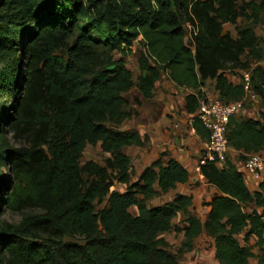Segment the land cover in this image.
Listing matches in <instances>:
<instances>
[{"label":"trees","instance_id":"1","mask_svg":"<svg viewBox=\"0 0 264 264\" xmlns=\"http://www.w3.org/2000/svg\"><path fill=\"white\" fill-rule=\"evenodd\" d=\"M239 19L248 25L235 36L224 31ZM261 24L264 0H0V96L11 98L0 101V264H178L203 233L213 241L218 264L253 258L264 264V181L250 192L227 154L221 168L200 167L217 190L204 204V222L191 213V196L175 194L148 207L147 200L186 183L189 174L174 159L164 164V152L132 180L124 149L145 141L119 129L135 115L124 95L135 89L151 99L166 73L192 91L184 97L189 116L208 81L219 100H240L242 85L226 73L250 70L261 59L255 31ZM136 47L134 81L124 60ZM113 53L121 58L112 60ZM251 82L259 118L232 117L226 127L229 150L239 160L264 150V70H251ZM192 128L208 139L196 118ZM88 145L109 155L103 166L81 162ZM115 184L124 191H112ZM250 205L261 211L246 213ZM25 210L31 213L18 224L1 217ZM178 215L182 227L172 223ZM167 233L182 234L176 253L162 237Z\"/></svg>","mask_w":264,"mask_h":264},{"label":"crops","instance_id":"2","mask_svg":"<svg viewBox=\"0 0 264 264\" xmlns=\"http://www.w3.org/2000/svg\"><path fill=\"white\" fill-rule=\"evenodd\" d=\"M257 28L255 29V31H257ZM259 38L261 40V46L264 49V39L261 37ZM227 77L229 80H231L229 76ZM209 83H212V85L214 86V83L212 81H208L206 85ZM206 85L202 88V92L204 93L205 97L218 98V94L214 90V87L213 92L209 94L207 92ZM158 86L160 87V89H157ZM191 92L192 91L190 89L177 87L172 81L169 80L167 73L163 74L160 81L155 85V90L151 99L143 100L140 97L139 93L137 94L136 97L140 100L141 104L136 109V115L133 116L136 120V124L133 129L130 130L136 131L139 134L140 138L145 141L144 147H134L135 149L141 150L142 159L143 161H146V164L142 167L141 171L145 167L149 166L153 161L160 158V155L165 152L167 155L165 157H161V161L164 164L168 159H174L179 162L189 174L188 181L186 183L178 184L174 190H171L157 198L171 195L174 197L175 194L191 196L192 207L190 211L193 215L197 216V214L193 212V208H196V213L203 214V216H201L202 218L200 219L202 222H204L209 212V207L205 205L201 206L199 204L200 201L197 205V200L202 199L201 197H205L204 195L207 194L210 197L206 198V203H208L211 201L213 196L217 194V190L209 185L200 174V172L196 170L197 163L202 152L204 140H202L192 128V122L189 121V115L184 112V97ZM258 105L259 104L253 105V109H251L250 112L244 110L241 112V114L249 112L248 114L250 115V118L257 119L253 116L256 113L258 114V116H260V109ZM177 112H180L181 115L178 116ZM261 153L264 154V150ZM228 155L232 163L235 164L237 170L242 174L244 183L248 190L250 192L257 191L258 183L255 182L247 173L245 169V160H239V153L233 150H230ZM218 168H221V166H219ZM173 197L163 203L171 201ZM253 210L257 211L258 213L261 211L260 208H256L254 205H250L244 208V211L246 213H250ZM180 220L181 216L178 215L175 219H173L172 223L174 225H179L180 227H182L183 224L180 223ZM176 235L180 236V240L182 241V234ZM201 236L207 235L203 233ZM242 237L243 234H241L238 239L241 241ZM198 238H196L194 242ZM209 239L212 240L211 238ZM256 241L257 239L255 236H251L249 238V245L253 247L252 252L254 255H257L259 252L258 248L255 247ZM262 247L264 250V236Z\"/></svg>","mask_w":264,"mask_h":264},{"label":"rangeland","instance_id":"3","mask_svg":"<svg viewBox=\"0 0 264 264\" xmlns=\"http://www.w3.org/2000/svg\"><path fill=\"white\" fill-rule=\"evenodd\" d=\"M256 2H259L260 0H255ZM248 23L243 20V19H239L238 22L236 23L235 26H229L226 25L224 27V31L225 32H229L232 36H235V32L237 28H242L247 26ZM259 28H257V34L259 35V37L264 39V25L261 24L260 26H258ZM184 29L187 33V39L186 41L189 40V26L184 24ZM139 48L136 47L134 49V51L132 52L131 55H129L124 61H125V65L126 67L132 72V76H133V80L136 81L138 78V53H139ZM121 56L118 53H113L112 54V60H118L120 59ZM230 79H233V77L235 78L238 73L236 72H230L227 71L226 73ZM237 80L234 79V82H236ZM207 86V92L209 94H211L213 92V85L212 83H209L206 85ZM157 89H160V87L158 86ZM138 92L133 89L132 91H130L129 93L125 94L124 97L128 100L129 102V108L133 111L136 112V109L138 108V106L134 103L133 99L137 98ZM11 100L10 97H8L6 94L0 96V101L9 103ZM256 105V104H255ZM251 109H253V107L251 105H248L245 110L246 111H251ZM258 111V110H257ZM247 113H242L241 112L239 114H237L236 116H234V118L236 119H240V118H250V115ZM136 115V113H135ZM177 115L180 116L181 113L177 112ZM254 118H258V114H254L253 116ZM136 124V120L133 118H130L128 120H125L122 122V124L119 126V129L121 130H130L133 129V127ZM9 138V141L11 143H13V145H15L16 147H20L23 146V142H19V143H15L12 142V140ZM124 152L126 155L129 156L130 161H131V175H132V180H134L137 175L140 173L142 167L146 164V161H143L142 156H141V150L139 149H135L134 147H129V148H125ZM109 157L108 154H105L101 151V149L99 148V146H87L83 152V156L81 159L82 163H85L87 161H92L95 162L99 165H104V160ZM2 172H4V170H1ZM125 186L120 185V184H115L111 190H117L119 192L124 191ZM205 197H201L202 199H198L197 200V205L200 201V205L204 206V204H206V198H210L209 195L205 194ZM173 196H163L161 198H153L151 200H147L146 204L148 207H152L155 206L157 204H161L167 200H170ZM202 201V202H201ZM96 208L101 209L105 203L103 202L102 204L98 203L96 204ZM196 208H193V212L195 214H197V216H199V218H202L201 216H203V214L201 213H196ZM131 213H135V209H131L130 210ZM31 211L29 210H25L22 213H15V212H10V211H5L2 213L1 217L3 220L12 223V224H18L22 217L24 215L30 214ZM165 241L167 242L168 246H169V250L171 252H177L178 248L180 247L181 244V240H180V236L173 234V233H167L165 235L162 236ZM73 239L66 237L65 241H72ZM82 245H84V242L79 241ZM258 255V254H257ZM178 264H218L217 261L214 258V249H213V244H212V240H210L207 236H201L199 237L193 245V249L185 254H181L178 256ZM249 264H257V260L256 258H253L249 261Z\"/></svg>","mask_w":264,"mask_h":264},{"label":"built area","instance_id":"4","mask_svg":"<svg viewBox=\"0 0 264 264\" xmlns=\"http://www.w3.org/2000/svg\"><path fill=\"white\" fill-rule=\"evenodd\" d=\"M264 70V53L261 59L255 62L250 70L240 71L231 79L233 83H240L243 89V97L235 102H223L218 98L203 97L198 100V108L194 116H189V121L194 118L200 121L208 133V139L204 141L196 170L206 163H214L222 166L226 160L229 147L226 138V127L230 118L244 111L248 105L258 104L259 98L251 82V70L254 68ZM234 79L237 81L234 82ZM245 169L250 177L258 184L264 181V154L253 153L245 159ZM201 174V173H200Z\"/></svg>","mask_w":264,"mask_h":264}]
</instances>
